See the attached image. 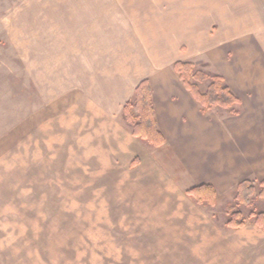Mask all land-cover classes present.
I'll return each instance as SVG.
<instances>
[{
    "label": "rangeland",
    "instance_id": "374dc122",
    "mask_svg": "<svg viewBox=\"0 0 264 264\" xmlns=\"http://www.w3.org/2000/svg\"><path fill=\"white\" fill-rule=\"evenodd\" d=\"M68 1L0 0V264H208L203 220L225 224L239 212L252 223L264 212L262 180L218 199L188 197L174 165L142 154L143 164H130L140 157L128 143L137 118L124 106L143 80L190 62L200 90L220 76L240 100L202 110L212 122L249 105L245 119L258 123V101L243 105L214 59L220 45L235 43L231 60H264L240 43L250 33L238 32L242 17L229 18V9L247 15L245 2L255 10V0H216L214 11L213 0H150L144 11L135 6L131 37ZM215 11L221 21L210 19ZM53 64L60 67H43ZM139 139L142 151L163 150ZM198 204L200 214L188 212Z\"/></svg>",
    "mask_w": 264,
    "mask_h": 264
},
{
    "label": "crops",
    "instance_id": "0c3cea01",
    "mask_svg": "<svg viewBox=\"0 0 264 264\" xmlns=\"http://www.w3.org/2000/svg\"><path fill=\"white\" fill-rule=\"evenodd\" d=\"M77 1L69 0L68 2L70 4L83 2L84 7L80 8L79 12L84 13L87 17L88 15L97 16L104 26H107L108 29L115 27L114 29L118 31L117 34L123 37L133 35L130 32L134 28L131 22L137 20L136 17L139 16V14H134L135 6H138L139 9L141 6L144 11L149 8L150 2V0ZM218 3L213 0L212 11L215 10ZM234 7L236 8V6ZM241 7L237 6V9ZM244 7L250 10L247 15L243 12L237 16L236 13L230 12L232 9H229V18L237 19L238 17L241 19L242 17L244 24L237 30L240 33L243 32L241 30H250V33L248 34L249 38L240 41V43L249 51L251 59L253 47L256 52L259 50L263 58L264 0H255V10L251 11L252 2L248 4L245 2ZM210 19L221 21L220 12L218 14L216 11L213 12ZM254 20H256L255 23ZM234 45L223 44L215 50L214 59H219L216 66L228 83L241 93L240 99L243 105L248 99L258 101L256 110H254V118L259 119L258 123H255L252 118L245 119L249 115L248 109L252 110L249 105H246L242 113L228 117V122L225 124L212 122L211 113H204L182 80L178 76H173L177 75L173 67V69L168 68L158 77L149 79L158 126L166 142L161 146L146 144L149 148L163 150L150 154L142 151L137 143L141 140L132 132L128 133V143L132 148V154L136 155L137 151L140 154V157L136 156L129 161L130 164L137 167L144 163L145 158L149 159L151 156L150 159L154 163L162 166L174 165L182 175L181 180L178 181L180 188L186 190L185 194L192 199L195 197L187 194V191L196 186L210 185L214 189V193H207L218 199L221 193H228L236 189L244 180L251 177L262 181L264 179V124L262 123L264 93L261 92V89L264 92L262 87L264 86V60L259 58V54L253 56L252 60L242 61V63L238 60L241 56H237L238 58L234 56L231 60L228 55L234 50L237 51V46ZM59 52L60 50L57 48L49 52L53 53V63L58 58L53 57L54 53ZM207 56L211 58V51ZM70 62H74V60H70ZM43 67L59 68L60 64L43 65ZM68 67L72 68L75 65L69 64ZM79 67L92 66L81 65ZM255 72L258 76H254ZM141 154L144 161L141 159ZM216 199H213V202L217 201ZM192 208L199 210H189V213L200 214V208L203 206L198 204ZM186 220L192 222L197 218L187 216ZM203 221L206 222V229H210L203 233V243L206 244L203 254L204 260L208 264H264V225L257 219L252 223L247 221L241 227H230L227 223L220 224L218 222H216L218 225H212L211 219Z\"/></svg>",
    "mask_w": 264,
    "mask_h": 264
},
{
    "label": "trees",
    "instance_id": "16d2710c",
    "mask_svg": "<svg viewBox=\"0 0 264 264\" xmlns=\"http://www.w3.org/2000/svg\"><path fill=\"white\" fill-rule=\"evenodd\" d=\"M192 67L193 63L190 62H176L174 64L176 73L200 104L204 112L213 109L215 106L228 108L240 102L236 95L223 84V79L220 76H213V81L208 90L205 92L200 90L199 86L191 81L189 73ZM124 109L126 112L128 111L130 117L137 118V122L133 129L136 137L145 139L154 146H161L166 142V139L158 126L152 88L148 79L143 80L137 86L134 100L128 101L125 104ZM240 112V110H232L233 114H238ZM246 182L247 181H243L240 183L238 186L239 190L245 188ZM261 185L263 188L262 195L264 196V182H261ZM213 190L214 189L210 185H200L188 190L187 194L196 197L197 201H199V199H203V196H207L208 198L212 197L207 192L212 194ZM207 201L210 202L208 199ZM240 217L239 212L233 213L227 221V225L230 227L243 226L244 220H241ZM257 221L264 225V212L258 214Z\"/></svg>",
    "mask_w": 264,
    "mask_h": 264
}]
</instances>
